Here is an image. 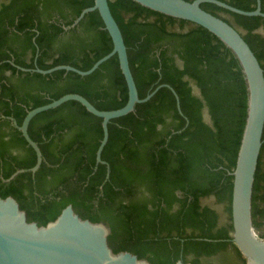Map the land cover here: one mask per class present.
I'll return each instance as SVG.
<instances>
[{"label": "trees", "instance_id": "1", "mask_svg": "<svg viewBox=\"0 0 264 264\" xmlns=\"http://www.w3.org/2000/svg\"><path fill=\"white\" fill-rule=\"evenodd\" d=\"M193 2L195 0H185ZM254 11L256 0H220ZM262 11L264 12V0ZM128 49L140 99L161 88L135 113L111 121L68 102L36 116L29 135L35 151L8 118L22 125L27 113L68 94L101 111L123 108L128 91L117 56L81 77L113 49L98 11L76 24L94 0H3L0 3V197H14L29 222L45 226L72 205L83 219L111 229L114 252L129 251L151 264H246L232 242L233 172L246 121L247 90L232 52L206 29L151 11L132 0H109ZM201 8L242 35L264 69V18L245 17L214 4ZM209 118V121L207 120ZM264 139V136H263ZM109 171V177L107 178ZM214 198L213 204L205 203ZM220 208V210L218 208ZM253 221L264 238V143L253 190Z\"/></svg>", "mask_w": 264, "mask_h": 264}, {"label": "water", "instance_id": "2", "mask_svg": "<svg viewBox=\"0 0 264 264\" xmlns=\"http://www.w3.org/2000/svg\"><path fill=\"white\" fill-rule=\"evenodd\" d=\"M151 11L188 21L198 25L217 37L237 59L244 76L247 90V112L236 165L230 175L233 177L231 223L232 242L238 248L246 264H264V238L259 237L253 221V190L255 175L264 143V69L255 53L242 35L233 26L211 13L201 5L214 4L232 13L245 17H262L261 0H256L254 11H244L220 0H132ZM98 11L109 33L113 49L97 61L88 71L69 65L57 66L49 70L24 69V72L50 75L57 71L75 73L81 77L90 76L105 62L117 56L120 70L128 91L126 105L118 110L101 111L79 94H68L51 103L29 111L21 126L8 118L36 153V165L29 170H18L6 182L17 175L29 172L35 175L43 162V154L38 144L29 135L31 121L41 113L61 107L68 102L81 104L89 113L102 119L103 138L96 153L97 164L107 165L102 160V152L109 140L111 121L135 113L136 106L150 101L161 88L170 89L177 101V109L182 114L177 93L169 85H160L140 99L138 88L130 67L128 49L122 31L116 22L109 0H94V6L85 9L76 24L90 12ZM108 169L109 166L107 165ZM109 177V171L107 178ZM110 227L103 222H92L81 218L72 205H68L56 220L45 226L29 222L27 213L12 196L0 197V264H151L129 251L114 252L109 245ZM176 264H190L179 260Z\"/></svg>", "mask_w": 264, "mask_h": 264}, {"label": "rangeland", "instance_id": "3", "mask_svg": "<svg viewBox=\"0 0 264 264\" xmlns=\"http://www.w3.org/2000/svg\"><path fill=\"white\" fill-rule=\"evenodd\" d=\"M3 0H0V3L2 2ZM207 120H209L208 118H207ZM207 201V200H206ZM205 201V202H206ZM207 202H209V203H211V204H213L214 203V201L213 200H208ZM218 208V207H217ZM219 210H220V208H218ZM263 232H264V227H263ZM257 234H258V232H257ZM211 262H214L215 264H221L222 262L219 260V259H217V258H215V259H212L211 260Z\"/></svg>", "mask_w": 264, "mask_h": 264}, {"label": "crops", "instance_id": "4", "mask_svg": "<svg viewBox=\"0 0 264 264\" xmlns=\"http://www.w3.org/2000/svg\"><path fill=\"white\" fill-rule=\"evenodd\" d=\"M208 119H209V118H208ZM208 121H209V120H208ZM208 200H213V201H214V198H209ZM208 200H207V201H208ZM207 201H206L205 203H208V204H210V203H209V202H207Z\"/></svg>", "mask_w": 264, "mask_h": 264}, {"label": "flooded vegetation", "instance_id": "5", "mask_svg": "<svg viewBox=\"0 0 264 264\" xmlns=\"http://www.w3.org/2000/svg\"><path fill=\"white\" fill-rule=\"evenodd\" d=\"M9 120V119H8ZM10 121V120H9ZM14 126V125H13Z\"/></svg>", "mask_w": 264, "mask_h": 264}]
</instances>
